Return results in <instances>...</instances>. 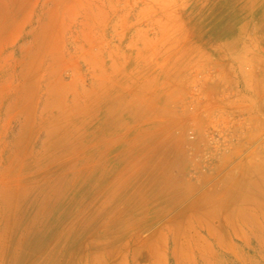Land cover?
Returning <instances> with one entry per match:
<instances>
[{
  "label": "rangeland",
  "instance_id": "374dc122",
  "mask_svg": "<svg viewBox=\"0 0 264 264\" xmlns=\"http://www.w3.org/2000/svg\"><path fill=\"white\" fill-rule=\"evenodd\" d=\"M0 264H264V0H0Z\"/></svg>",
  "mask_w": 264,
  "mask_h": 264
}]
</instances>
